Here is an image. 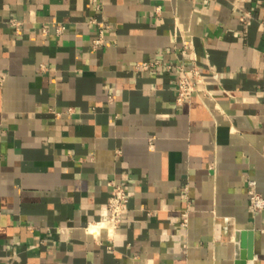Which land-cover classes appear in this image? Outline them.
I'll list each match as a JSON object with an SVG mask.
<instances>
[{
	"label": "crops",
	"instance_id": "0c3cea01",
	"mask_svg": "<svg viewBox=\"0 0 264 264\" xmlns=\"http://www.w3.org/2000/svg\"><path fill=\"white\" fill-rule=\"evenodd\" d=\"M99 1L0 0V264H264V0Z\"/></svg>",
	"mask_w": 264,
	"mask_h": 264
},
{
	"label": "built area",
	"instance_id": "2783aa9c",
	"mask_svg": "<svg viewBox=\"0 0 264 264\" xmlns=\"http://www.w3.org/2000/svg\"><path fill=\"white\" fill-rule=\"evenodd\" d=\"M92 2L96 5V8L100 10L102 8V4L99 0H92ZM250 12H246L241 16V22L246 24L250 18ZM93 22H98L96 18L92 19ZM14 24L17 26V29L20 30L21 22L14 20ZM103 29L100 31V37L95 39L94 46L96 47L98 44L103 42L102 39ZM183 53H186L184 50ZM162 65L159 61H141L137 62L135 68L139 71H149L153 67H157ZM170 67V66H169ZM181 67L182 66H178ZM199 70L197 68V63L195 60L192 62V68L189 71L183 70V74L179 76L178 79V96L177 100L179 102H183L188 96H191L196 90L199 83ZM215 77H218V74H214ZM111 194L108 200V203L105 207L106 212L103 214L102 219L99 224L101 228H105L110 232H115L123 223L125 215L129 209V193L127 188L122 183H117L115 181H111ZM248 193H249V210L251 212H257L264 210V197L257 191L256 181L254 179L248 180ZM184 196L188 198V188H184ZM190 210H185L183 213L181 224L185 227L188 226L189 223Z\"/></svg>",
	"mask_w": 264,
	"mask_h": 264
},
{
	"label": "water",
	"instance_id": "95a60500",
	"mask_svg": "<svg viewBox=\"0 0 264 264\" xmlns=\"http://www.w3.org/2000/svg\"><path fill=\"white\" fill-rule=\"evenodd\" d=\"M246 232H238L236 233V238H237V241L239 240V237L241 235H245ZM250 235H252V233L250 232ZM242 247H247V253L245 252H241L238 254V257H237V261H236V264H247V259H251L253 257V251H252V241L250 242L249 246H245V244H243Z\"/></svg>",
	"mask_w": 264,
	"mask_h": 264
},
{
	"label": "bare ground",
	"instance_id": "6f19581e",
	"mask_svg": "<svg viewBox=\"0 0 264 264\" xmlns=\"http://www.w3.org/2000/svg\"><path fill=\"white\" fill-rule=\"evenodd\" d=\"M102 219V218H101Z\"/></svg>",
	"mask_w": 264,
	"mask_h": 264
}]
</instances>
